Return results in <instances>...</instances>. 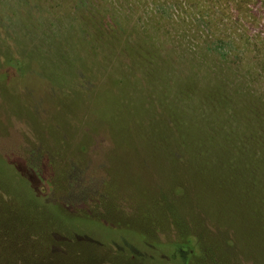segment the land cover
I'll use <instances>...</instances> for the list:
<instances>
[{
  "label": "rangeland",
  "instance_id": "obj_1",
  "mask_svg": "<svg viewBox=\"0 0 264 264\" xmlns=\"http://www.w3.org/2000/svg\"><path fill=\"white\" fill-rule=\"evenodd\" d=\"M211 85L264 105V0H0V264H264L147 103L201 118Z\"/></svg>",
  "mask_w": 264,
  "mask_h": 264
},
{
  "label": "trees",
  "instance_id": "obj_2",
  "mask_svg": "<svg viewBox=\"0 0 264 264\" xmlns=\"http://www.w3.org/2000/svg\"><path fill=\"white\" fill-rule=\"evenodd\" d=\"M201 92L204 93L207 113L201 118L191 116V119H186L180 111L178 117L176 112H171L174 108L167 101H163V108L161 101L149 99L147 102L163 110V116H168V123L164 121L163 126H168L169 131H174L178 137L175 151L171 150L170 153L176 161H172L176 174L197 172V180L205 185L200 186L201 192L216 190V196L229 199L234 210L264 223V105L253 98L235 99L220 85L201 87ZM146 94L155 97L150 89L149 93L143 92L144 97ZM136 100L135 108L138 111ZM233 101L236 104L235 112L229 115L223 108ZM212 107L218 115L209 113L207 109ZM166 141H169L167 137ZM6 165L5 174L16 183L18 177L13 167L7 162ZM142 237L140 239L145 247L151 246ZM164 244L171 249L174 247L171 242Z\"/></svg>",
  "mask_w": 264,
  "mask_h": 264
}]
</instances>
